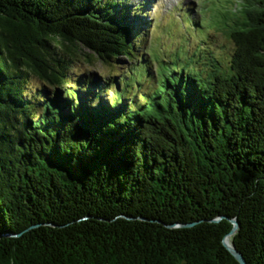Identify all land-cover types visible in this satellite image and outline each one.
Returning <instances> with one entry per match:
<instances>
[{"label":"trees","instance_id":"16d2710c","mask_svg":"<svg viewBox=\"0 0 264 264\" xmlns=\"http://www.w3.org/2000/svg\"><path fill=\"white\" fill-rule=\"evenodd\" d=\"M216 1L163 60L127 0H0V264H238L218 216L264 264V0Z\"/></svg>","mask_w":264,"mask_h":264},{"label":"rangeland","instance_id":"374dc122","mask_svg":"<svg viewBox=\"0 0 264 264\" xmlns=\"http://www.w3.org/2000/svg\"><path fill=\"white\" fill-rule=\"evenodd\" d=\"M127 5L130 9L138 8L139 12L136 14L144 18L142 24H147V27L138 29L142 36V39L139 38L142 40L140 53L144 56H147L145 50H148L163 60H170L178 50L187 49L191 52L200 43H203L202 48L217 50L220 44L225 50L232 48L220 32H211L209 38L206 36V24L209 23L211 27L215 25L217 15L205 12L220 5L216 0H127ZM138 55L140 56L139 53ZM123 61L122 64L103 63L93 56L91 63L75 65L73 73H89L99 81H104L127 68L128 63L125 59ZM151 64L157 66L155 62ZM150 69L153 70L152 66ZM36 85V81L30 78L28 91L33 90Z\"/></svg>","mask_w":264,"mask_h":264},{"label":"water","instance_id":"95a60500","mask_svg":"<svg viewBox=\"0 0 264 264\" xmlns=\"http://www.w3.org/2000/svg\"><path fill=\"white\" fill-rule=\"evenodd\" d=\"M127 219V217H124ZM139 220L144 221V218H138ZM221 220H226L231 224V228L230 230L223 236L222 240H221V244L222 246L227 250V252L233 257V259L238 263V264H246V261L244 260L243 256L235 249V247L233 246V243L231 242V237H233L235 235V233L238 230L239 227V223L237 221L236 218H232L229 219L226 216H218L214 219L208 220V222L210 223H218ZM158 223L162 224L163 226H165L168 229H172V228H191L195 225H197L199 222L201 221H194V222H189V223H174V224H169V225H165L163 223H161L160 221H157ZM39 225H32L29 228L25 229V231H28L29 229L32 228H36ZM18 235H7V236H19ZM229 239L230 243H227V240Z\"/></svg>","mask_w":264,"mask_h":264},{"label":"bare ground","instance_id":"6f19581e","mask_svg":"<svg viewBox=\"0 0 264 264\" xmlns=\"http://www.w3.org/2000/svg\"><path fill=\"white\" fill-rule=\"evenodd\" d=\"M227 243H230V242H229V239L227 240Z\"/></svg>","mask_w":264,"mask_h":264}]
</instances>
